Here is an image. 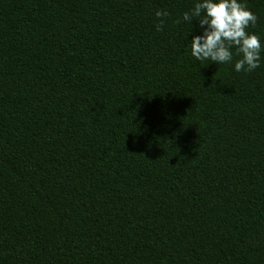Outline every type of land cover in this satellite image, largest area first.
Masks as SVG:
<instances>
[{"label": "trees", "instance_id": "trees-1", "mask_svg": "<svg viewBox=\"0 0 264 264\" xmlns=\"http://www.w3.org/2000/svg\"><path fill=\"white\" fill-rule=\"evenodd\" d=\"M196 2L0 0V264H264V51L196 60Z\"/></svg>", "mask_w": 264, "mask_h": 264}, {"label": "clouds", "instance_id": "clouds-1", "mask_svg": "<svg viewBox=\"0 0 264 264\" xmlns=\"http://www.w3.org/2000/svg\"><path fill=\"white\" fill-rule=\"evenodd\" d=\"M166 15V12H156L157 17ZM182 18L191 25L193 20L198 22V34L193 32V25L187 33H192L190 50L196 60L229 63L233 60L234 48L239 57L234 71L251 72L260 67L264 44L260 36L247 31L249 26L255 27L257 16L242 0H197Z\"/></svg>", "mask_w": 264, "mask_h": 264}]
</instances>
